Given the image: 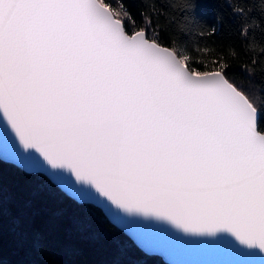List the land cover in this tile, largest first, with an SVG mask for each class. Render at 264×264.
<instances>
[{
    "label": "snow or ice",
    "instance_id": "obj_1",
    "mask_svg": "<svg viewBox=\"0 0 264 264\" xmlns=\"http://www.w3.org/2000/svg\"><path fill=\"white\" fill-rule=\"evenodd\" d=\"M205 67L123 0H0V121L25 157L74 176L62 190L109 222L264 256V99Z\"/></svg>",
    "mask_w": 264,
    "mask_h": 264
},
{
    "label": "trees",
    "instance_id": "obj_2",
    "mask_svg": "<svg viewBox=\"0 0 264 264\" xmlns=\"http://www.w3.org/2000/svg\"><path fill=\"white\" fill-rule=\"evenodd\" d=\"M119 0H113L118 6ZM195 3L193 9L192 4ZM137 27L264 99V0H123ZM144 17H147L145 19ZM0 264H167L94 204L0 159Z\"/></svg>",
    "mask_w": 264,
    "mask_h": 264
},
{
    "label": "water",
    "instance_id": "obj_3",
    "mask_svg": "<svg viewBox=\"0 0 264 264\" xmlns=\"http://www.w3.org/2000/svg\"><path fill=\"white\" fill-rule=\"evenodd\" d=\"M29 151L32 153L31 156L25 157L14 133L0 121L1 160L11 162L27 172L45 175L61 190L62 185L72 188L73 185L79 184L70 174L61 173L60 177H54L50 166H47L46 162L44 165L33 150ZM25 160L30 164V169L21 166ZM85 194L91 195L87 190ZM67 195L72 197L71 193ZM76 201L94 204L89 201ZM112 224L124 232L144 252L160 256L167 264H264V256H261L258 251L243 250L234 239L227 235H222L217 240L190 237L164 222L138 217L121 216Z\"/></svg>",
    "mask_w": 264,
    "mask_h": 264
}]
</instances>
